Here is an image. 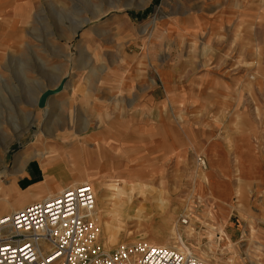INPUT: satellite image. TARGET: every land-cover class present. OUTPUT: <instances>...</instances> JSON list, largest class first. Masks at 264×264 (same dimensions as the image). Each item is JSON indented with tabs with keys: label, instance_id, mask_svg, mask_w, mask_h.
I'll list each match as a JSON object with an SVG mask.
<instances>
[{
	"label": "rangeland",
	"instance_id": "1",
	"mask_svg": "<svg viewBox=\"0 0 264 264\" xmlns=\"http://www.w3.org/2000/svg\"><path fill=\"white\" fill-rule=\"evenodd\" d=\"M193 2L0 0V218L92 182L96 212L108 209L95 216L106 251L167 242L209 264H264V0H220V14ZM63 80L42 120L41 92ZM234 136L260 159L261 188L237 174ZM213 143L232 173L236 255L211 183L225 180L205 153ZM167 213L188 250L155 233Z\"/></svg>",
	"mask_w": 264,
	"mask_h": 264
},
{
	"label": "built area",
	"instance_id": "2",
	"mask_svg": "<svg viewBox=\"0 0 264 264\" xmlns=\"http://www.w3.org/2000/svg\"><path fill=\"white\" fill-rule=\"evenodd\" d=\"M95 216L94 189L82 184L0 218V264H209L147 241L106 251Z\"/></svg>",
	"mask_w": 264,
	"mask_h": 264
},
{
	"label": "crops",
	"instance_id": "3",
	"mask_svg": "<svg viewBox=\"0 0 264 264\" xmlns=\"http://www.w3.org/2000/svg\"><path fill=\"white\" fill-rule=\"evenodd\" d=\"M196 1H197V4H199V1H207L208 2L207 7L212 9V11L213 10L215 11L217 7L219 6L218 11H216L218 12V14H220V12H225V10L223 11V7L218 5L220 3V0H211V3H209L210 0H194L193 3H196ZM100 12L101 10H99V12L96 13L97 16L100 14ZM230 144H231V150L233 152V157L235 159L234 161L237 166V171H236L237 174H241L242 176H245L247 178L257 179L258 182L256 183V185L261 188L262 187V181H261L262 173L260 171L259 165L257 164H262V163L260 162L259 158H256L254 154L248 151L247 149L248 140H246V138L243 136H234L233 138L232 137L230 138ZM103 148L105 147H101V151H103ZM105 151H107V149H105ZM205 153L210 162L215 161L217 159L220 160L218 169H220V172L222 175H225V180H222L223 182L217 179L218 178L217 176L216 181L211 180V183L216 188V195L218 197H221V199L225 201V219L227 222V224L225 225V237L228 242L227 243L228 247L231 248L233 250L234 255H236L239 253V249L241 247L240 240L242 237V232L236 225L229 222V219L227 220V216H226L228 213L226 211V208L227 209L233 208L231 202L228 201L230 194H231L230 193L231 180H228V179L232 177V173L227 171L226 169L224 172L223 168L221 167L222 165L221 160H223L224 158H223V151L222 150L220 151L219 146H215L214 143H213V147L212 145H210V147L208 145L205 150ZM99 159H101V157ZM26 177L28 179H31V175L29 173H27ZM38 194H40V191H38L37 193L36 192L31 193L30 200H33V198ZM22 204L23 202L20 201L19 203H17L15 207L21 206ZM220 217L223 218L222 215Z\"/></svg>",
	"mask_w": 264,
	"mask_h": 264
},
{
	"label": "bare ground",
	"instance_id": "4",
	"mask_svg": "<svg viewBox=\"0 0 264 264\" xmlns=\"http://www.w3.org/2000/svg\"><path fill=\"white\" fill-rule=\"evenodd\" d=\"M86 22H88V20L86 19V20H82V21H78V22H76V26H75V29H74V33H75V31L77 30V29H79L80 27H82ZM38 99V98H37ZM36 98H34V102H35V100H37ZM39 100V99H38ZM38 102V101H37ZM47 104H48V102H47ZM46 107H47V105H46ZM45 107V108H46ZM45 108L43 109L44 111L42 112V115H41V119L42 120H45L46 119V117L48 116L47 115V110H45ZM47 155H50V153H48L47 152V154H45V156H47ZM49 164V163H48ZM46 170V169H45ZM44 170V171H45ZM96 170L101 174V172H103V168L101 167V166H98L97 168H96ZM61 171V170H60ZM82 174L84 175H86L87 174V172H88V170H86V169H83L82 170ZM95 175H97V174H95ZM216 176V175H215ZM100 177V176H99ZM54 179V178H53ZM116 179V178H115ZM121 179V178H120ZM102 179H100L99 181L102 183V181H101ZM49 182V181H48ZM128 182V181H127ZM101 183H99V184H101ZM86 184H88V183H86ZM90 184H92V182H90ZM89 184V185H90ZM81 185V184H80ZM73 186H76L75 185V182H74V185ZM93 186V185H92ZM119 190V189H118ZM116 191L117 192V194H118V199H117V202L118 203H123V199H122V196L120 195V191ZM95 192V191H94ZM113 192V191H112ZM62 193V192H61ZM60 193V194H61ZM51 198H53V197H51ZM104 199H106V197H103ZM216 198V197H215ZM214 198V199H215ZM47 199H49V198H47ZM197 200V202L200 204L202 201H203V199L202 198H198V199H196ZM216 200H217V198H216ZM1 201V200H0ZM3 202H5L3 205H0L1 207H4L6 204H8V201L6 200V199H3ZM95 202H96V195H95ZM104 203V202H103ZM126 203V202H125ZM13 206H14V204L13 205H9V206H7V208H10V209H12V211H13ZM5 208H6V206H5ZM108 209H107V206H104V207H102L100 210H98V212H96V213H98L99 215H100V217H102L103 218V216H104V214L105 213H107L108 211H107ZM112 211V210H111ZM128 211V210H127ZM126 211V212H127ZM116 212V211H115ZM114 212V213H115ZM129 212V211H128ZM14 213V212H13ZM12 214V213H11ZM10 215V214H9ZM129 215V214H128ZM96 216H97V214H96ZM142 216V215H141ZM132 217V216H131ZM198 217V216H197ZM97 218H99V217H97ZM117 218V217H116ZM126 218H128L127 216H126ZM210 218V215L208 214V218H207V220H208V222H211V223H209V228L211 229L210 231L212 232H214L215 231V227H218V229H220V231H221V229H222V224H216V225H212V224H214L213 222H212V220L211 219H209ZM116 220V219H115ZM143 220V219H142ZM158 220V219H157ZM171 221H172V213H167L165 216H164V218L161 220V223H160V225H159V227L156 229V231H155V233H157V234H167V235H169V237L170 236H172V238H173V236H175L176 235V238L178 239V242L186 249V250H188V248L185 246V244H184V242H183V240H182V235H179L177 232H175L176 231V228H172L173 226H171ZM186 223H188V222H186ZM111 224V223H110ZM109 226V225H108ZM109 229V228H108ZM186 232L188 233L187 235L188 236H192L193 234H194V230H193V228H192V224L191 225H188L187 227H186ZM252 232H254V229H252ZM178 234V235H177ZM252 234V233H251ZM160 236V235H159ZM186 236V235H185ZM209 236V235H208ZM216 236V235H215ZM166 237V236H165ZM192 238V237H191ZM224 238V237H223ZM167 239V238H166ZM166 239H164V241L166 240ZM171 239V238H170ZM189 239V238H188ZM163 240V239H162ZM158 241H159V239H158ZM166 242V241H165ZM168 242H169V238H168ZM160 243V242H159ZM162 243V242H161ZM152 244H156V243H154V242H152ZM156 245H160V246H163V247H167V248H174V249H176V250H180V251H183V250H181L179 247H169V245H168V243L166 242V243H162V244H156ZM209 248V247H208ZM189 251V250H188ZM208 252H213V251H211L210 249H205L204 250V255H206V256H208ZM201 259V258H200ZM217 264V263H216Z\"/></svg>",
	"mask_w": 264,
	"mask_h": 264
},
{
	"label": "water",
	"instance_id": "5",
	"mask_svg": "<svg viewBox=\"0 0 264 264\" xmlns=\"http://www.w3.org/2000/svg\"><path fill=\"white\" fill-rule=\"evenodd\" d=\"M65 80H63L59 86H57L54 89H45L41 92V95L39 97V100L37 102V107L44 109L47 105V102L50 97L55 96L59 94L64 89Z\"/></svg>",
	"mask_w": 264,
	"mask_h": 264
}]
</instances>
